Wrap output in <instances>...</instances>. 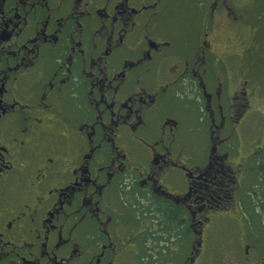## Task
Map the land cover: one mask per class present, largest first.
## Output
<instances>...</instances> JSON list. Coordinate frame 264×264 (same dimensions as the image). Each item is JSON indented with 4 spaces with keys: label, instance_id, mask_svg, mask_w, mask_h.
I'll use <instances>...</instances> for the list:
<instances>
[{
    "label": "flooded vegetation",
    "instance_id": "obj_1",
    "mask_svg": "<svg viewBox=\"0 0 264 264\" xmlns=\"http://www.w3.org/2000/svg\"><path fill=\"white\" fill-rule=\"evenodd\" d=\"M175 7L0 0V264H264L263 114L250 80L218 74L215 33L174 51ZM187 96L210 121L204 160Z\"/></svg>",
    "mask_w": 264,
    "mask_h": 264
},
{
    "label": "rangeland",
    "instance_id": "obj_2",
    "mask_svg": "<svg viewBox=\"0 0 264 264\" xmlns=\"http://www.w3.org/2000/svg\"><path fill=\"white\" fill-rule=\"evenodd\" d=\"M214 3L215 0H172V5L176 4V7L169 10L170 13L167 14L161 28L165 27L168 35L174 37V51L182 55H189L193 51L197 44L196 40L200 41L198 35L200 30L202 34L207 31L210 36L215 33V40L211 38L210 42L215 46L214 42L218 41L220 50L217 49V52L225 62L224 65L221 63L217 66V72L222 78L229 76L233 85L243 83L245 80L251 81L252 106L263 114V121H259L261 119L258 117L254 120L256 126L264 132V2L262 4V0H227L231 11L223 8L219 10L217 7L213 19ZM225 24H229V27ZM242 57L246 58V62ZM258 95L259 99H257ZM182 101L192 102L189 104V109L180 115L187 148L189 152L197 151L201 155V160H204L210 148V121L205 117L202 118L193 97L187 96L181 98L179 102H174L177 104L176 107H180ZM240 192L243 194L245 191L240 189L238 193ZM221 226L222 221H219V232L215 238L210 239L211 242L207 243L220 246L214 248L215 252L209 249L210 260H216L224 253L223 250H228L227 242L230 234L227 228ZM180 261L181 257L177 256L175 262L179 264Z\"/></svg>",
    "mask_w": 264,
    "mask_h": 264
},
{
    "label": "trees",
    "instance_id": "obj_3",
    "mask_svg": "<svg viewBox=\"0 0 264 264\" xmlns=\"http://www.w3.org/2000/svg\"><path fill=\"white\" fill-rule=\"evenodd\" d=\"M262 4H263V0H262Z\"/></svg>",
    "mask_w": 264,
    "mask_h": 264
}]
</instances>
